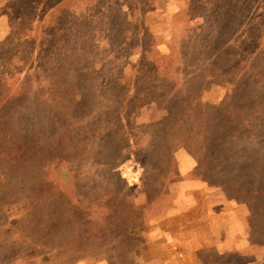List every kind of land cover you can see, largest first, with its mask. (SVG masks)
<instances>
[{
    "label": "rangeland",
    "instance_id": "rangeland-1",
    "mask_svg": "<svg viewBox=\"0 0 264 264\" xmlns=\"http://www.w3.org/2000/svg\"><path fill=\"white\" fill-rule=\"evenodd\" d=\"M0 264H264V0H0Z\"/></svg>",
    "mask_w": 264,
    "mask_h": 264
},
{
    "label": "trees",
    "instance_id": "trees-1",
    "mask_svg": "<svg viewBox=\"0 0 264 264\" xmlns=\"http://www.w3.org/2000/svg\"><path fill=\"white\" fill-rule=\"evenodd\" d=\"M68 41V40H67ZM70 42V43H69ZM69 42H64V44H71V41H69ZM69 44H68V46H69ZM66 46V45H65ZM65 62L63 61V60H57V62L55 61V64H54V68H53V70H52V72L50 73V74H52L53 75V77H52V79H54L55 77H54V75L56 76L60 71H65L64 70V66H65ZM49 74H47V76H48ZM55 84H56V80L55 81H53L52 83H51V86H55ZM62 84H63V82L61 83L60 82V89H62ZM51 95L52 96H54V97H56L58 94H57V91L56 90H54V89H52V93H51ZM57 104L58 103H56V102H54V105L52 106L53 108H56L57 107ZM69 105V106H68ZM68 105L64 108V109H66V110H71L70 108H71V105L68 103Z\"/></svg>",
    "mask_w": 264,
    "mask_h": 264
}]
</instances>
